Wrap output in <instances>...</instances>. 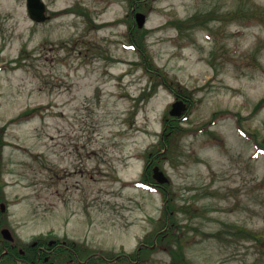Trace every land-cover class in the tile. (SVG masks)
<instances>
[{"label":"rangeland","instance_id":"obj_1","mask_svg":"<svg viewBox=\"0 0 264 264\" xmlns=\"http://www.w3.org/2000/svg\"><path fill=\"white\" fill-rule=\"evenodd\" d=\"M42 1L48 15L84 3L96 28L73 14L37 24L25 0H0L3 225L22 239L79 243L81 262L129 255L161 226L162 196L139 182L174 97L158 87L137 100L154 81L125 44L127 0ZM140 9L149 58L196 101L182 122L189 132L158 162L185 230L183 255L190 264H264V246L232 236L241 229L264 242V152L252 143L264 140V103L254 113L264 98V0H148ZM32 109L39 115L12 122ZM165 244L141 264H173Z\"/></svg>","mask_w":264,"mask_h":264},{"label":"trees","instance_id":"obj_2","mask_svg":"<svg viewBox=\"0 0 264 264\" xmlns=\"http://www.w3.org/2000/svg\"><path fill=\"white\" fill-rule=\"evenodd\" d=\"M148 0H127L128 6H129V13L121 21V23L125 24L127 26V30L124 33L125 37V44L128 48H131L138 53L141 66H143V69L148 73L150 76V79L154 81L153 85L150 86V91L148 93H143L137 100H148L150 97H152L153 94H155V91L158 87H162L165 90H167L171 95H173L175 100H182L186 102L188 106V110L186 113H184L180 118H172L169 116L168 113H165L163 120H162V130L159 135V140L157 145H155L153 150L148 151V153L145 156V162L143 171L141 174V180L139 184L144 189L149 190H155L160 193L163 199V207H162V219L160 221L161 226L159 227L158 232H155V234L152 236L151 241L147 244V246L143 243L138 244L135 251L129 255L121 252L118 254H107L105 256L96 254V253H88L84 256L85 264H91V263H98V264H141L145 258H147V254L150 250H154L160 248L162 245V241H164L166 244L165 251L170 255V257L173 260V264H190L189 261L185 258L183 255V248H184V236L181 237L179 235L182 231V227L176 223L174 220L173 212L175 210L174 205L172 204V191L169 187V184H164L159 186L152 178V169L156 166L161 170V167H159V160L160 159H170V155L173 151V146L175 144V141L183 136L185 133H188L189 130L187 128H184L182 126V122L184 119H187L189 114L191 113V110L196 106V101L194 100V94L181 86L178 82L174 81L173 79L169 78L168 75L164 74L160 69L156 68L149 58V55L147 53L146 44H145V33L146 30L140 31L135 27L133 15H132V9L134 12L140 11L141 6L147 2ZM77 13L79 11L76 10ZM235 16L239 17V14L242 17L247 18H254L253 15H247V14H241V12L237 11L234 12ZM259 13H257L258 16ZM87 16V14H86ZM196 18L194 17L188 21V26L194 27L197 26L198 23L196 22ZM211 16H208L206 19H211ZM87 22L91 27H95L92 24V20L87 18ZM171 25L176 26L177 29L180 31L182 30L181 22L178 23H172ZM264 98L261 99L258 104H256L254 108V113H256L259 108L263 105ZM40 110L39 109H32L29 112H23L18 116V118L14 119V121H20L24 120L25 118H32L34 115H39ZM221 114H229L228 112L219 113L213 115L212 121L216 120L217 116ZM208 125H211V123H208ZM207 127V124L205 125ZM242 131L241 129H239ZM208 134H212L210 131H206ZM243 132V131H242ZM246 134V133H244ZM247 136V134H246ZM252 143L255 145V147L264 152V140L258 142L254 137H252ZM5 146V143L2 140V130L0 131V154L2 151V148ZM4 196L2 194V189L0 187V203L4 202ZM179 212L186 213L188 215H191L193 213V209L190 207H187L183 205L179 208ZM185 228V227H184ZM206 237H214L219 238L220 233L215 234H206ZM232 236H235L239 238L240 236H243L249 240H252L256 242L259 246H264V242L260 239V234H255L253 232H246L244 230L238 229L235 231ZM84 252L87 251L86 249H83ZM76 259V258H75ZM78 258L74 260L72 264H78Z\"/></svg>","mask_w":264,"mask_h":264},{"label":"flooded vegetation","instance_id":"obj_3","mask_svg":"<svg viewBox=\"0 0 264 264\" xmlns=\"http://www.w3.org/2000/svg\"><path fill=\"white\" fill-rule=\"evenodd\" d=\"M81 5L85 4L81 3ZM71 14L76 15V12L58 14L55 18L61 19ZM4 228L7 227L3 225L0 216V264H72L84 254V248L79 243L52 233L22 239L15 231L7 228L10 235L4 239L1 235ZM82 261L78 264H85V260Z\"/></svg>","mask_w":264,"mask_h":264},{"label":"water","instance_id":"obj_4","mask_svg":"<svg viewBox=\"0 0 264 264\" xmlns=\"http://www.w3.org/2000/svg\"><path fill=\"white\" fill-rule=\"evenodd\" d=\"M26 9L30 19L35 23L44 22L47 19L45 16V6L41 0H26ZM135 23L137 27L141 29L145 24V16L141 13H136ZM186 110L187 107L183 101H176L171 105L169 115L173 118H179ZM152 178L158 184H165L168 182V179L158 167L153 168ZM0 211H5L4 204H0ZM1 234L3 238L7 239L10 232L7 229H3Z\"/></svg>","mask_w":264,"mask_h":264}]
</instances>
